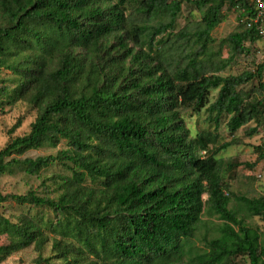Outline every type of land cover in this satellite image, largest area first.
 <instances>
[{"label":"trees","instance_id":"trees-1","mask_svg":"<svg viewBox=\"0 0 264 264\" xmlns=\"http://www.w3.org/2000/svg\"><path fill=\"white\" fill-rule=\"evenodd\" d=\"M130 1L136 18L125 15ZM182 4L201 14L194 36L203 52L223 10L248 0H0V68L16 84L0 92L37 109L29 132L0 150V177L59 167L47 177L53 198L0 193V207L24 209L14 221L0 215V235L14 251L33 246L35 264H235L237 256L264 264V234L239 218L264 222V196H235L240 209H229L218 158L229 145L217 146L209 133L192 137L183 117L205 109L209 124L226 117L230 135L251 122L256 133L264 122V59L254 72L228 77L207 76L190 58L184 65L153 59L166 57ZM157 15L169 22L148 27L137 19ZM258 39L241 25L226 43L241 55ZM79 49L102 54L105 67L85 62ZM253 80L262 96L251 101L238 88ZM59 143L55 155L19 159ZM258 151L264 157V145ZM204 215L221 224L200 250L192 239ZM4 252L0 246V262Z\"/></svg>","mask_w":264,"mask_h":264},{"label":"rangeland","instance_id":"rangeland-1","mask_svg":"<svg viewBox=\"0 0 264 264\" xmlns=\"http://www.w3.org/2000/svg\"><path fill=\"white\" fill-rule=\"evenodd\" d=\"M137 5L134 1L127 3L125 15L131 18L137 17ZM222 22L212 31L206 47L203 52L200 50V43L195 39L196 31L200 28L201 14L191 6L182 4L180 12L176 16L173 24V30L169 38L166 37L165 45L162 50L165 51L166 57H152L153 59L164 58L171 63L182 65L188 62V58L193 60L197 66H202L207 76H236L244 72H254L256 65L263 61L260 56V41L254 43L245 42L246 52L236 55L230 51L226 38L237 31L241 24L239 23L238 13L235 10H223ZM141 24L148 27L157 26L159 23L165 24L169 22L168 16L157 15L146 20L138 17ZM109 42H112L110 39ZM132 45V44H131ZM161 51V50H160ZM82 56L81 58L87 63H95L99 68L105 67V62L100 57H91L90 53L77 50ZM154 54V53H152ZM191 57H187V56ZM106 57V55H105ZM261 82L264 84V72ZM16 84L11 80L10 72L4 68H0V89L8 87L9 90ZM246 96L252 101L262 96V92L258 90V81L253 80L247 84L240 86ZM217 90L210 92V103L215 99ZM37 116V109L31 106L24 98L18 97L11 100L0 92V150L3 149L11 139L23 136L30 130L31 124ZM187 128L191 132L192 137H197L200 133H209L217 137V146L228 144L229 146L218 154L223 162L222 179L227 189L226 195L230 199L228 208L232 210L240 209V205L235 201L234 197L241 196L246 198H258L264 196V157H261L258 148L264 145V122L257 128V132L250 134L255 127L254 123H249L239 129L234 135H230L226 129V117L222 116L219 123H208L207 112L202 110L195 113L191 110L184 111ZM20 122L19 126L15 127ZM64 148L63 143L57 144L55 148H43L39 150H31L19 156V159L25 158L35 159L36 157L55 155L57 151ZM211 148V146H210ZM18 157V156H17ZM59 167L52 168L50 172L37 176H28L21 168H13L10 172L0 177V193L2 195L15 194L23 195L28 191H35L39 196L55 197L53 193L54 186L49 182L52 173H57ZM43 183V184H42ZM206 199V196L203 197ZM23 207H17L13 203H5L0 207V215L14 221L16 216L23 212ZM48 217H52L51 214ZM243 217L248 227L264 234V222L258 217H246L243 212H239V218ZM221 224L220 220L215 217L204 215L195 237L192 239L193 244L200 250L204 249L203 238L210 239L217 236L216 228ZM12 239L0 235V246L5 247L0 264H35L34 260L38 253L35 252L33 246L16 252L11 247ZM50 255L48 250L42 253V257L46 258ZM54 261V260H53ZM52 261V262H53ZM50 262V263H52ZM56 262V261H54ZM235 264H249V260L244 256H237L232 261Z\"/></svg>","mask_w":264,"mask_h":264},{"label":"built area","instance_id":"built-area-1","mask_svg":"<svg viewBox=\"0 0 264 264\" xmlns=\"http://www.w3.org/2000/svg\"><path fill=\"white\" fill-rule=\"evenodd\" d=\"M239 23L252 30L261 42L260 56L264 58V0H248V7H236Z\"/></svg>","mask_w":264,"mask_h":264}]
</instances>
